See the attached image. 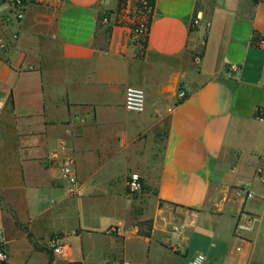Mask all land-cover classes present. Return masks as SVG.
<instances>
[{"label":"crops","instance_id":"0c3cea01","mask_svg":"<svg viewBox=\"0 0 264 264\" xmlns=\"http://www.w3.org/2000/svg\"><path fill=\"white\" fill-rule=\"evenodd\" d=\"M129 1L26 0L19 20L0 1L7 264H264V0H154L138 15ZM140 20L143 51L129 39ZM126 87L144 90L142 113L124 109Z\"/></svg>","mask_w":264,"mask_h":264},{"label":"built area","instance_id":"2783aa9c","mask_svg":"<svg viewBox=\"0 0 264 264\" xmlns=\"http://www.w3.org/2000/svg\"><path fill=\"white\" fill-rule=\"evenodd\" d=\"M3 4H6L14 11V16L17 20L22 19L24 14V7L26 0H0ZM145 4V0H141ZM149 14L150 11L144 12ZM193 25L199 24V18L195 17L192 21ZM206 27L209 23H206ZM149 34V23L147 20H140L137 22L130 33V42L137 46L141 51L144 50L147 43ZM254 45L264 50V37H258L254 41ZM199 61V60H198ZM234 70L235 67H232ZM186 96L185 91L179 90L177 92L178 102H181ZM145 108V93L141 88L126 87L124 91V109L127 112L142 113ZM1 113V106H0ZM256 118L259 121L264 122V110H259L256 114ZM75 159L72 156L62 159L61 177L67 183V193L71 196L78 197L81 195V183L75 174ZM258 179L264 183V170L258 169L256 172ZM143 188L141 178L138 174L134 173L128 176L126 180V190L128 195H135L139 193ZM245 197L250 198L252 196L251 191H244ZM251 225V221L245 214L240 215L237 218L234 235L240 237L243 231L248 230ZM109 233L116 232L115 228H109ZM8 241L4 233L0 230V264H7L9 260V254L7 249ZM49 251L55 261H66L67 249L65 243L60 237H53L49 241ZM66 264H79L76 262H67ZM107 264H116L114 261H109ZM187 264H205V256L202 253L194 255Z\"/></svg>","mask_w":264,"mask_h":264},{"label":"trees","instance_id":"16d2710c","mask_svg":"<svg viewBox=\"0 0 264 264\" xmlns=\"http://www.w3.org/2000/svg\"><path fill=\"white\" fill-rule=\"evenodd\" d=\"M120 1V0H118ZM153 4H154V0H145V4H143L141 2V0H139L138 2V6H139V12H146L147 10H149L151 12L152 8H153Z\"/></svg>","mask_w":264,"mask_h":264},{"label":"rangeland","instance_id":"374dc122","mask_svg":"<svg viewBox=\"0 0 264 264\" xmlns=\"http://www.w3.org/2000/svg\"><path fill=\"white\" fill-rule=\"evenodd\" d=\"M124 2H125V4H126V2L127 1H129V0H123ZM130 2V5L132 6V7H135L134 9H135V13H136V15H138L139 13V6H138V2H139V0H130L129 1ZM122 7H124V6H122Z\"/></svg>","mask_w":264,"mask_h":264}]
</instances>
